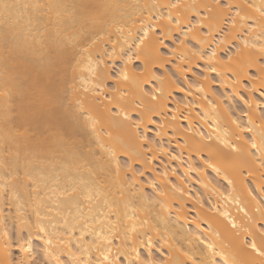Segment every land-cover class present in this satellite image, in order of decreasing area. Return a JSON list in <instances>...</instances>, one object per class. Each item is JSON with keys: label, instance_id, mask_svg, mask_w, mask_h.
Returning <instances> with one entry per match:
<instances>
[{"label": "bare ground", "instance_id": "bare-ground-1", "mask_svg": "<svg viewBox=\"0 0 264 264\" xmlns=\"http://www.w3.org/2000/svg\"><path fill=\"white\" fill-rule=\"evenodd\" d=\"M65 2L79 4L80 0ZM88 2L95 5V22L84 25V41L90 43L98 36L104 37L94 46V54L105 49L111 52L113 43L117 53L121 50L129 53L130 45L131 53H135L133 41L142 34L140 21L147 20L149 15L155 17L160 11L166 15L168 11L153 7L167 4L168 0ZM183 2L190 3L191 0ZM210 2L197 0V3ZM249 2L256 8L264 7V0ZM245 11L259 20L258 12L252 9ZM75 27L79 29L80 24L77 23ZM259 31L257 28L256 32ZM9 41L6 43L0 38V93H8L7 96L0 95V229L14 231L20 222L18 210L34 226L39 197L43 200L40 208L43 223L50 230L54 227L55 231L60 232L67 231V221L75 227L72 235L76 238L83 230L85 235L80 240L83 248L89 247L90 242L96 239L93 229L107 233L115 225V231L120 233H113L115 240L112 250L115 253V245L124 243L123 231L125 227H130L132 221L128 217L132 216L138 232L147 231L149 235L156 236L158 229L159 234L167 235L174 245L175 258L184 259L175 248L189 250L197 259L203 258L207 249L196 239L197 236L205 243L214 242L217 251L222 250L225 255L231 256L234 249L229 244L234 241V236L228 219H234L238 224L247 220L238 211L239 207L246 208L255 218L253 222L259 219L255 203L247 190H252L258 200L262 198L257 189L258 185L264 183L259 179L260 172L264 170L257 167L259 160L256 164L252 163L253 156L258 157L259 152L251 150L252 156L247 154V150L243 154L233 153L227 145L243 143L237 140L240 134L237 125L244 129L252 128L253 132H245L244 136H255L259 143L261 129L256 126L264 124V89L257 87L248 92L245 87H240L236 91L231 73L205 72L204 61L194 58L191 70L187 72L177 71L172 63L165 68L150 65L152 72L164 76L163 82L148 79L151 75L149 72L143 75L134 73L133 69L143 67V63L135 59L128 65L131 77L128 82L108 79L107 76H115L124 67V62L119 58L109 61L106 57L103 59L108 69L105 64L100 65L97 75L88 70L89 61L84 59L74 74L71 68L61 65L58 72L53 69L54 75L49 76L45 71L48 67L46 48L34 44L31 39L25 40L23 35L14 43L11 37ZM166 43L171 46L170 40ZM234 52L235 46H228L227 54ZM218 55L225 56L226 53L221 51ZM70 61L75 63L74 58L70 57ZM174 62L180 63L179 59ZM92 66L95 67V63ZM183 67L189 66L185 64ZM38 73L41 87L49 79L54 81L53 85H48L56 96L52 103L41 101L39 93L34 94L31 88L32 80ZM250 74H255V69H251ZM146 79L147 83H144ZM241 84L251 86L246 79ZM84 88L89 91L85 93ZM154 88L162 89L155 93L159 97L156 101L144 94L152 93ZM77 100L82 102V108L75 103ZM30 101L35 102L30 104ZM235 102L242 108L239 109ZM69 106L73 111L82 110L84 116L90 117L95 122V131L86 126L81 118L79 122L73 121L76 134L69 138L67 123L62 119ZM245 112L247 116L243 115ZM173 114L177 117L175 121L172 120ZM124 115L130 118L125 120ZM149 116L167 127L159 129L163 134L156 136V124L148 125L150 131L147 135L150 140H155L153 148L156 159L152 162L155 171H145L143 184H136L129 190L123 171L117 179L115 167L108 163L110 152L114 150L119 153L117 159L121 163L129 158L138 159L142 148L137 132L144 134V129L143 126L136 129L133 124L139 119L146 122ZM249 118L253 123H249ZM160 146L167 148L169 154L159 152ZM17 151L19 156L15 155ZM171 155L179 159L172 160ZM205 161L213 163L215 168L207 167ZM189 165L193 169H201V172L188 170ZM134 167L143 168V165ZM17 171L19 181L14 178ZM249 171L252 176H248ZM25 172L35 180V184L25 178ZM10 176L13 179L9 180ZM229 179L233 181L232 184H229ZM149 180L159 187H150L147 183ZM25 183L39 189L38 197L32 192V187H23ZM5 184L8 186L4 187ZM173 184L181 192H175ZM73 189L76 191L73 192ZM137 189H142V196ZM161 189L166 191V196L157 195ZM67 193L72 195L68 196ZM89 193L93 197L91 201L85 199ZM109 206L113 209L110 216ZM221 213L227 214L228 219ZM143 220H147L148 224L141 228ZM120 250L126 249L121 247ZM97 255L93 252L94 258ZM154 255L158 256L156 253ZM215 259L222 260L220 256Z\"/></svg>", "mask_w": 264, "mask_h": 264}, {"label": "snow or ice", "instance_id": "snow-or-ice-1", "mask_svg": "<svg viewBox=\"0 0 264 264\" xmlns=\"http://www.w3.org/2000/svg\"><path fill=\"white\" fill-rule=\"evenodd\" d=\"M153 7L157 10L166 8L168 9L167 14L160 11L155 17L149 15L147 20L140 21L142 34L133 41L135 53H131V45L129 53H124L122 50L117 53L116 45L113 43L111 52L105 49L103 52L94 54V46L97 45L98 40H102L104 37L98 36L90 43L84 41V25L95 22V5L90 4L88 0H80L79 4H69L65 0H0V29H2L0 38H3L7 43L10 42L9 38L11 37V42L14 43L23 35L25 40L31 39L34 44L46 48L48 67L45 71L49 76L54 75L53 69L58 72L61 65L71 68L74 74L84 59L89 61L88 70L93 75H97L100 65L105 64L103 58L106 57L109 61L119 58L124 62V67L115 76H107L108 79L128 82L131 78L128 65L132 64L135 59L141 61L143 67L133 69L134 73L143 75L145 72H149L151 75L148 79L163 82L164 76L152 72L151 66L158 65L165 68L166 65L172 63L177 71L187 72L191 70L192 58H194L196 61H204L205 72L231 73L234 77L232 84L236 91H239L240 87H245L248 92H252L257 87L264 89V7L256 8L249 0H211L210 3H197V0H191L190 3H185L183 0H168L167 4H156ZM245 9L258 12L259 20L257 21ZM77 23L80 24L79 29L75 27ZM257 28L260 30L259 33L256 32ZM173 33L179 35L176 36ZM129 34L132 35V33ZM254 36L255 39H253ZM169 40L171 46L166 43ZM230 45L235 46V52L227 54V48ZM29 46L31 47V45ZM221 51H224L226 55L219 56L218 53ZM70 57L75 59V63H71ZM176 59H179L180 63H175ZM93 63H95V67L92 66ZM185 64L189 67H183ZM105 68L108 69V65L105 64ZM251 69H255V74H250ZM205 79H207L206 76ZM245 79L250 83V87L241 84V81ZM144 83H147V79ZM53 84L54 81L49 79L47 84L41 87L38 73L37 77L32 80L31 88L34 94L39 93L41 101L52 103L56 96L50 91L48 85ZM180 90L183 91L182 88ZM88 91V88H84L85 93ZM112 91H116V89H112ZM161 91L162 89L154 88L152 93L145 92L144 94L150 96L152 101H156L159 97L155 93ZM0 95L7 96L8 93L5 91ZM33 102L35 101L29 103ZM75 103L81 105L82 108L80 100ZM256 103H260V101H256ZM164 114L167 115V113ZM243 115L247 116L248 113L245 112ZM81 118L86 126L95 131V122L90 117L84 116L82 110L73 111L69 106L62 116L68 126L67 135L69 138L76 134L73 121L79 122ZM129 118L128 115H124L125 120ZM176 119V115L173 114L172 120ZM185 119L187 118L185 117ZM249 123H253L251 118H249ZM151 124H156L158 129L156 136L163 134L159 129L167 127L163 122L154 121L151 116L147 118L146 122L139 119L133 124L136 129L142 126L144 129V134L137 132L139 146L142 148L138 159L129 158L121 163L117 159L120 154L114 150L110 152L108 163L115 167L117 179L120 178L123 171L129 190H132L136 184H143L145 171H155L152 167V162L156 159V150L153 148L155 140H150L147 135L150 131L148 125ZM237 127L240 128L237 140L243 143L227 146L233 153L243 154L247 150L249 156H252L251 150H256L259 152V156H253L252 163L256 164V161L259 160L257 167L264 170V124L256 126L261 129L259 143L255 136L251 138L244 136L245 132H253L252 128L244 129L240 125ZM201 137L203 138V134ZM81 146L83 147V145ZM158 151L169 154L168 149L163 146H160ZM15 155L19 156V152L17 151ZM171 159L177 160L179 157L171 155ZM137 164H142L143 168L134 167ZM205 164L207 167L215 168V165L210 161H205ZM188 170L201 172V169H193L191 165ZM216 170L219 172V169ZM173 173H175V169H173ZM157 175L160 174L157 173ZM248 176H252L251 171L248 172ZM14 178L19 181V171L16 172ZM25 178L35 184V180L27 172H25ZM225 178L228 179L227 176ZM8 179L11 180L13 177L10 176ZM259 179L264 181V171L260 172ZM147 183L154 189L159 187L154 181L149 180ZM232 183L233 181L229 179V184ZM7 186V184L4 185V187ZM23 187L27 189L32 185L25 183ZM172 189L175 192H181V189L175 184L172 185ZM257 190L262 197L259 200L252 190H247L248 196L255 203V212L259 214V219L255 222H253L255 218L249 214L245 207L238 209L247 218L240 224L234 219H228L227 214L221 213L225 219H228V224L233 230L234 241L229 244L234 249L231 256L225 255L222 250L217 251V245L214 242L205 243L197 236L196 239L201 244H205L207 249L203 258L197 259L189 250L175 248V251L184 257L183 260H180L173 256L174 245L169 242L167 235L159 234L158 229L156 236L149 235L147 231L138 232L136 220L132 216L128 217L132 221L130 227H125L123 231L124 243L115 245L117 248L115 253L112 250L115 235H120L115 231V225L109 228L107 233L103 230L96 232L93 229L96 239L90 242L89 247L83 248L80 244V240L85 235L83 230L80 237L76 238L72 235L75 227L69 225L67 221H65L67 231L60 232L55 231L54 227L50 230L43 223L40 211L43 200L38 197L39 189L32 187V192L36 193L38 197L35 208L36 223L33 226L30 220H26L24 214L18 210L20 222L14 231L10 232L6 228L0 229V264H264V183L258 185ZM75 191L73 189V192ZM137 192L142 196V189H137ZM67 195L71 196L72 193H67ZM157 195L166 196L167 193L161 189L157 191ZM85 199L91 201L93 199L91 193L87 194ZM105 203L107 204V201ZM209 211H215V209H209ZM112 212L113 209L109 206L108 215L110 216ZM116 215L117 221H119L118 211ZM109 223L112 222L109 221ZM147 224L148 221L143 220L140 227L144 228ZM196 226L200 227L198 223ZM121 247L126 250L121 251ZM93 252L98 254L95 258ZM207 253L212 255L208 256ZM217 256H220L222 260L217 261L215 259Z\"/></svg>", "mask_w": 264, "mask_h": 264}, {"label": "rangeland", "instance_id": "rangeland-1", "mask_svg": "<svg viewBox=\"0 0 264 264\" xmlns=\"http://www.w3.org/2000/svg\"><path fill=\"white\" fill-rule=\"evenodd\" d=\"M193 73L197 75V72H196V71H194ZM214 89H215V87H214ZM215 90H219V89H218V87H216V89H215ZM235 104H236V106H237L239 109H241V108H242V107L240 106V104H239V103L237 104V103L235 102ZM262 113L264 114V111H262ZM151 137H152V136L150 135V138H151ZM195 161H196V160H195Z\"/></svg>", "mask_w": 264, "mask_h": 264}]
</instances>
